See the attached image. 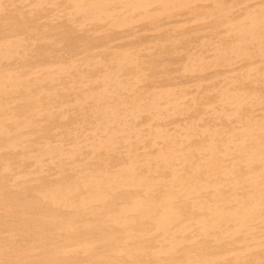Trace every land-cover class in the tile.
Returning a JSON list of instances; mask_svg holds the SVG:
<instances>
[{"label": "bare ground", "instance_id": "obj_1", "mask_svg": "<svg viewBox=\"0 0 264 264\" xmlns=\"http://www.w3.org/2000/svg\"><path fill=\"white\" fill-rule=\"evenodd\" d=\"M0 264H264L261 0H0Z\"/></svg>", "mask_w": 264, "mask_h": 264}, {"label": "snow or ice", "instance_id": "obj_2", "mask_svg": "<svg viewBox=\"0 0 264 264\" xmlns=\"http://www.w3.org/2000/svg\"><path fill=\"white\" fill-rule=\"evenodd\" d=\"M261 9L264 11V0H261Z\"/></svg>", "mask_w": 264, "mask_h": 264}]
</instances>
